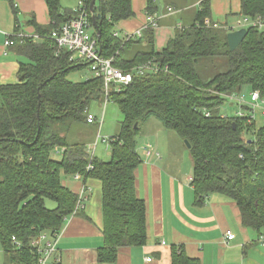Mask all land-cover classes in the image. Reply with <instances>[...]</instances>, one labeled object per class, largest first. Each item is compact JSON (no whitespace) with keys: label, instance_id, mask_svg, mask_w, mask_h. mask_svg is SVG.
Segmentation results:
<instances>
[{"label":"trees","instance_id":"16d2710c","mask_svg":"<svg viewBox=\"0 0 264 264\" xmlns=\"http://www.w3.org/2000/svg\"><path fill=\"white\" fill-rule=\"evenodd\" d=\"M7 1L16 16L14 0ZM44 1L49 23L29 21L44 38L14 39L9 47L21 57L16 82L0 84V248L5 264H39L32 240L42 232L56 237L66 218L79 211L78 195L61 183L62 176L75 173L100 182L103 243L97 261L114 263L120 247L145 244L146 207L135 186V170L142 161L136 138L151 118L184 141L192 165L194 203L202 204L213 193L225 195L238 206L241 223L262 236L264 124L257 126L247 117L218 109L226 95L243 93L244 86L264 98V31L245 28L243 40L230 50V30L223 26L228 23L213 21L211 0H200L193 23L176 27L156 51L151 27L127 41L113 36L117 23L134 15L131 0H96L93 13L100 14L96 24L101 55L113 57L115 66L128 71L149 61L167 69L134 74L120 91L112 86L109 101L118 106L122 119L118 132L108 137L110 156L104 160L91 157L86 143L69 141L66 130L71 123H87L89 105L104 99L102 79H67L87 62L70 61V52L57 50L46 36L76 13L63 9L60 0ZM239 1L238 17L264 15V0ZM84 3L96 37L90 0ZM145 10L154 14L155 0H147ZM136 43L142 47L125 57V48ZM210 58L221 70L203 77L197 65ZM53 151L60 152L59 158L52 157ZM89 163L92 169L87 170ZM46 199L55 207H46ZM170 263L199 264L181 245H171Z\"/></svg>","mask_w":264,"mask_h":264},{"label":"crops","instance_id":"0c3cea01","mask_svg":"<svg viewBox=\"0 0 264 264\" xmlns=\"http://www.w3.org/2000/svg\"><path fill=\"white\" fill-rule=\"evenodd\" d=\"M199 2L193 0L190 6L197 5L198 9ZM131 3L134 15L116 25L120 36L137 31L147 21V0H131ZM14 4L16 16L9 2L0 0V84L16 82L21 58L4 45V33L35 32L29 23L31 19L41 25L49 23L44 0H14ZM155 4L154 47L158 51L173 36L176 27L184 26L185 7L176 0H155ZM171 6L175 8L173 12L168 10ZM239 12V0H211V18L216 23H228L230 17L235 21ZM159 144L152 145L160 152L159 157L146 156L143 145L137 146L142 161L135 170V186L146 207V243L120 247L114 263L98 262L97 249L103 243L100 182L64 175L61 183L73 193L78 195L82 187L86 190L78 213L66 218L55 237L56 254L43 264H171V245L183 246L185 253L199 264H264V234L258 238L246 228L241 223L238 206L225 195L213 193L202 204H195L190 184L192 168L173 164L163 155ZM227 230L234 237L225 242ZM0 264H5L1 248Z\"/></svg>","mask_w":264,"mask_h":264},{"label":"built area","instance_id":"2783aa9c","mask_svg":"<svg viewBox=\"0 0 264 264\" xmlns=\"http://www.w3.org/2000/svg\"><path fill=\"white\" fill-rule=\"evenodd\" d=\"M73 12L76 13L74 18H71L67 22L60 25V27L53 29L50 34L46 36L55 42L57 50L66 49L70 52V61L72 62H87L89 70L92 72L93 77H99L103 82V96L104 101L107 103L109 101V95L112 86H115L114 90L120 91L122 85H127L131 82L133 75H143L147 72H157L160 70H167L166 66H161L160 63L147 62L145 64L138 65L132 70H124L113 64V57H104L101 55L98 40L93 37L88 28H90L89 13L84 0H78L76 6L72 8ZM170 12H173V7H168ZM157 15L147 13V21L133 33H126L123 36L119 35L118 31L113 32V36L120 37L124 41L130 38L141 37L143 30L151 27L154 31L157 28L156 22ZM218 26V24H214ZM226 29L234 31L239 28L255 27L258 30L264 31V15H256L255 17L241 16L238 17L232 24H224ZM5 34L4 45L6 47L11 46L14 43V39L23 40L25 38H32L34 40L42 39L44 36L36 32H19L15 34ZM227 100L235 102L239 106V111L236 116L247 117L250 121L256 120V113L259 112L262 117H264V98L261 97L258 90H251L248 93V99L243 93H232L225 96ZM246 109V113L242 110ZM206 116L209 115L208 112L205 113ZM87 123H94L96 117L92 114H88L86 118ZM102 121V118H101ZM100 121V124H101ZM109 145V138H102ZM143 153L146 156L154 155L156 157L160 156V152L153 148L151 145H145L142 147ZM58 152V151H56ZM91 152V157L94 155V147ZM92 169V165L89 163L87 165V170ZM76 178H81L79 173H75ZM86 190L82 187L81 191L78 193V202L76 205V210L81 207V200L83 198L82 194ZM234 237L230 230L225 232V242L231 240ZM14 239V237H13ZM32 245L37 248L40 258L39 264H43L45 260L54 254H56L55 247V237H49L46 233L42 232L36 238L32 240ZM163 243V242H162ZM56 258L55 261H57ZM149 261L150 258H147Z\"/></svg>","mask_w":264,"mask_h":264},{"label":"rangeland","instance_id":"374dc122","mask_svg":"<svg viewBox=\"0 0 264 264\" xmlns=\"http://www.w3.org/2000/svg\"><path fill=\"white\" fill-rule=\"evenodd\" d=\"M77 2L78 0H60L61 7L63 9L74 8ZM176 2L180 6L185 7V12L183 13L184 26L192 24L197 11V5L190 6L193 0H176ZM231 18L232 17H230V19L228 20V24L234 22V19ZM88 31L90 34H92L93 28H88ZM136 47H142V45L136 43L133 44V46L131 45L130 47L125 48V57H131ZM217 59L221 58L219 57ZM211 60L212 58H210V60L201 59L197 65L198 70L203 77L211 76L215 72H219L221 70L220 67L217 66V64L219 63H212ZM202 66L207 67L203 69ZM91 76L92 72L89 70L88 65H86L82 68L69 72V74L67 75V79L74 82H81ZM248 90L249 88L247 86H244L242 91L246 96V100L248 99ZM239 109V106L235 102L225 100L224 104L218 110L222 114L236 116ZM88 111L96 117V121L94 123H71L66 129L69 141L84 142L87 144V147L90 151H92L94 147V154L96 157L107 160L110 156L109 145L102 138H108L109 136L115 135L118 132L120 128V121L122 119L121 113L118 109V106L114 102L107 101V103H105L104 99L93 101L89 105ZM242 111L244 113L247 112L246 109H243ZM256 114L260 113L257 112ZM256 121L257 126L264 124V119L259 115L257 116ZM159 127L160 123L158 122V120H156V118H151L149 121L141 125L139 135L136 138L139 148L142 145L154 146V144H157L159 142L160 149L163 155L165 154L173 164L176 165L178 163L183 166H190V168H192L188 150L185 147L184 141L174 131L166 130L163 128L158 129ZM62 129H64V127ZM138 151H140V149ZM59 154L60 152L53 151L52 157L59 158ZM45 204L48 208L55 207V203L49 199L45 200Z\"/></svg>","mask_w":264,"mask_h":264},{"label":"water","instance_id":"95a60500","mask_svg":"<svg viewBox=\"0 0 264 264\" xmlns=\"http://www.w3.org/2000/svg\"><path fill=\"white\" fill-rule=\"evenodd\" d=\"M95 1L96 0H90L89 11L91 12L93 27H94L95 33H96V38H97V40H99L100 39V30L98 29V26L96 24V20L98 18H100V14L94 15V13H93ZM246 32H247V30L245 28H239L237 30L230 31L227 34V41H228V45H229L230 50L235 49L240 44V42L245 37ZM185 143H186L187 147H189V144L187 143V141H185Z\"/></svg>","mask_w":264,"mask_h":264}]
</instances>
